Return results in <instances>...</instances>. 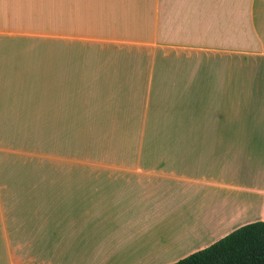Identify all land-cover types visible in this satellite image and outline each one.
Instances as JSON below:
<instances>
[{
	"label": "crops",
	"instance_id": "obj_1",
	"mask_svg": "<svg viewBox=\"0 0 264 264\" xmlns=\"http://www.w3.org/2000/svg\"><path fill=\"white\" fill-rule=\"evenodd\" d=\"M257 221L264 0H0V264H173Z\"/></svg>",
	"mask_w": 264,
	"mask_h": 264
},
{
	"label": "trees",
	"instance_id": "obj_2",
	"mask_svg": "<svg viewBox=\"0 0 264 264\" xmlns=\"http://www.w3.org/2000/svg\"><path fill=\"white\" fill-rule=\"evenodd\" d=\"M173 264H264V221L243 225Z\"/></svg>",
	"mask_w": 264,
	"mask_h": 264
},
{
	"label": "rangeland",
	"instance_id": "obj_3",
	"mask_svg": "<svg viewBox=\"0 0 264 264\" xmlns=\"http://www.w3.org/2000/svg\"><path fill=\"white\" fill-rule=\"evenodd\" d=\"M21 148H24V147H20V148H19L20 150H14V149H13V150H10L9 152H10V153H13L14 151H17V152H20V153H21V152H23ZM116 148H117V147H116ZM47 162H48V161H47ZM47 162H46V163H47ZM84 163L86 164L87 162H84ZM97 163H99V162H98V161H90V162H88V164L90 165V167H91V165H94V164H97ZM7 164H8V162L3 161L2 168H7V166H6ZM13 167H14V166H13Z\"/></svg>",
	"mask_w": 264,
	"mask_h": 264
}]
</instances>
